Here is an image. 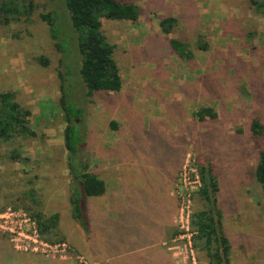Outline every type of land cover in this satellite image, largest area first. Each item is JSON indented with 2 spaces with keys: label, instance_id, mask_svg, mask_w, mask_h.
Wrapping results in <instances>:
<instances>
[{
  "label": "rangeland",
  "instance_id": "1",
  "mask_svg": "<svg viewBox=\"0 0 264 264\" xmlns=\"http://www.w3.org/2000/svg\"><path fill=\"white\" fill-rule=\"evenodd\" d=\"M122 1L135 2L143 8L135 22L105 19L103 23L106 35L117 44L115 57L123 78L122 89L97 92L90 98L83 92L88 89L82 80L77 82L80 74H74L76 88L70 96L72 102L77 103L74 96L82 99L80 105L84 107L82 119L77 121L83 135L80 160L89 163L91 171L101 173L103 161L111 157L163 161L167 163L165 168L181 158L173 187L178 202V231L181 194H192L193 212L201 206L196 195L200 186L193 182L192 169L197 170L201 181L199 160L214 161L220 182L218 204L223 230L232 246L229 264H264V195L252 173L264 137L255 140L247 156H241L247 151L244 138L225 137L222 133L233 130L236 120L249 125L257 116L264 123V13L256 11L253 0ZM35 5L28 19L0 24V91L17 92L21 103L31 108L36 130L35 137L14 144L20 147L26 161L10 160L7 154L13 147L0 141V208L14 205L18 197L22 199L20 207H24L27 201L23 192L34 188L42 201L40 208L48 214H60L58 241L68 242L93 264L91 256L97 255L96 249L103 241L102 226L110 224L106 247L112 245V249L103 255L115 252L116 246V253L124 257L111 258L112 263L132 261L137 254L127 250L125 242L136 223L131 202L120 213L113 209V214L101 217L97 228L90 230L89 197L83 202L88 227L73 217L70 196L74 183L60 105L63 53L57 50L48 23L40 17L49 10H59L61 3L35 0ZM170 15L179 19L172 36L188 40L195 48L192 61L178 58L169 47V36L161 31L160 20ZM62 28L70 40L67 25ZM201 41L208 43V50L199 49ZM72 51L69 46L65 49L69 66L74 67L76 56ZM40 56L49 59L48 65L39 62ZM203 105H214L221 112V120L206 129V124L192 117V110ZM75 162L79 163V159ZM185 167L188 183L184 180ZM90 198L97 203L104 201L101 196ZM5 242L8 239L0 235V248ZM193 243L195 251L191 255L187 240L171 242L170 246H177L171 250L180 258L179 263L212 264L206 252L198 249L194 240ZM1 253L0 264H53L30 253L18 252L22 256L15 260ZM67 261L83 264L79 260Z\"/></svg>",
  "mask_w": 264,
  "mask_h": 264
},
{
  "label": "trees",
  "instance_id": "2",
  "mask_svg": "<svg viewBox=\"0 0 264 264\" xmlns=\"http://www.w3.org/2000/svg\"><path fill=\"white\" fill-rule=\"evenodd\" d=\"M253 2L257 6L256 11L264 13V0H253ZM60 3L61 11L60 9L49 10L41 13L40 17L48 23L55 46L59 52L63 53L60 63L64 71L59 72L62 90L60 105L66 122L64 144L69 153L68 165L74 183L70 201L73 217L86 228L88 224L84 217L83 202L89 196L103 195L106 191V183L90 170L89 163L80 160L83 135L77 121L82 119L84 107L80 105L82 99L74 96L76 103L72 102V96H70L76 88L75 81H73L75 80L74 74H80L81 79L77 77V82L80 84L82 80L88 89L84 88L83 92L90 98L97 92L120 91L123 87V78L115 57L117 44L108 38L103 29V23L105 19L135 22L140 18L143 8L135 2L122 0H60ZM35 8V0H0V24L16 22L23 17L28 19L34 13ZM178 22V17L170 15L162 18L159 24L161 31L169 36L168 43L172 52L183 61H192L195 59V48L191 42L172 36ZM63 24L67 25L72 36L70 40L63 32ZM67 46L71 51L73 50L72 53H75L76 65L74 67L72 64L69 66L65 53ZM199 49L208 50V43L199 42ZM38 60L44 65L49 63V59L43 56H40ZM31 117V108L21 103L15 90L0 91V141L6 146L13 147L7 154L12 161L27 160L22 156L20 147H15L14 144L20 143V140L24 138L36 136ZM192 117L196 122L206 124V129L214 126L210 125L211 123L221 120V112L214 105H203L192 110ZM114 126H116L115 123ZM232 127L233 130L230 128V130H223L222 133L225 137L244 138L243 143L247 151L241 156H247V153L254 147L255 140L264 137V123L257 116L250 120L249 125L236 120ZM78 159L79 163L75 162ZM213 162L212 160L207 162L199 160L197 164L201 185L196 195L201 206L195 209L192 215V226L196 232L194 241L198 249L206 252L212 264H229L232 246L223 230L222 211L218 204L220 182ZM252 173L264 195V146L258 151L257 163ZM22 196L27 201V204L24 203V208L37 221L42 236L50 241H58L61 238L59 236L60 214L44 212L40 208L42 201L34 188L23 192ZM17 199L19 200L20 197ZM18 200H15L12 206L19 207L22 199ZM11 258L15 260L19 256H11Z\"/></svg>",
  "mask_w": 264,
  "mask_h": 264
},
{
  "label": "crops",
  "instance_id": "3",
  "mask_svg": "<svg viewBox=\"0 0 264 264\" xmlns=\"http://www.w3.org/2000/svg\"><path fill=\"white\" fill-rule=\"evenodd\" d=\"M166 164L163 161H149L140 159V157H111L103 161L101 173H96L105 181L106 191L101 195L103 203H97L89 196L87 205V213L91 218L89 230L97 228L99 219L105 215L113 214V209L120 213L130 202L133 205L131 210L136 223L133 226V231L126 235L129 239L125 242L126 247L129 248L127 250L137 255L132 261L118 264H151L156 260L162 264H180V258L174 256L171 250L173 246L170 245H172L171 242H175L177 234L180 232L175 224L178 202L173 194V187L175 175L180 170L182 159L178 158L171 162L167 168H165ZM95 202L96 205H94ZM110 229V224L105 228L102 226L103 241H101V247L96 249L97 255L91 256L94 260L93 264H115V262H111V258L119 260L124 257L122 253H116L118 249L116 246H113L115 252L109 256L103 255L104 252L112 249V245L106 247L110 240ZM120 231L121 227L119 226L118 234ZM5 243L7 244L0 248L1 256H5L8 260L11 256H22L12 248L9 242ZM44 262L73 263V261L49 258H46Z\"/></svg>",
  "mask_w": 264,
  "mask_h": 264
},
{
  "label": "built area",
  "instance_id": "4",
  "mask_svg": "<svg viewBox=\"0 0 264 264\" xmlns=\"http://www.w3.org/2000/svg\"><path fill=\"white\" fill-rule=\"evenodd\" d=\"M184 180L188 183V170L184 168ZM195 180L193 182L201 185L199 174L196 169H192ZM191 174V170L189 172ZM192 178V176H191ZM192 194L186 192L181 194L179 227L180 232L175 239L187 240L190 245L191 255L194 254L195 231L192 226ZM0 235L6 236L13 249L17 252L39 255L53 260H79L83 264H90L87 258L77 254L72 246L66 241H50L45 239L37 221L24 207L8 205L0 209ZM186 246V245H185ZM187 247V246H186ZM177 248V246H173Z\"/></svg>",
  "mask_w": 264,
  "mask_h": 264
}]
</instances>
